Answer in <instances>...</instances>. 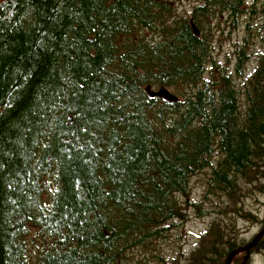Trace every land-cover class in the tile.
Returning <instances> with one entry per match:
<instances>
[{
    "label": "trees",
    "instance_id": "obj_1",
    "mask_svg": "<svg viewBox=\"0 0 264 264\" xmlns=\"http://www.w3.org/2000/svg\"><path fill=\"white\" fill-rule=\"evenodd\" d=\"M260 1L202 0L179 16L172 0H0V264H125L183 224L188 203L208 213L189 201L206 170L205 198H226L230 221L214 219L186 264H224L248 242L235 218L264 224L244 204L264 192V51L242 80L249 39L234 73L212 39L214 18L237 29ZM31 226L49 239L34 261Z\"/></svg>",
    "mask_w": 264,
    "mask_h": 264
},
{
    "label": "rangeland",
    "instance_id": "obj_2",
    "mask_svg": "<svg viewBox=\"0 0 264 264\" xmlns=\"http://www.w3.org/2000/svg\"><path fill=\"white\" fill-rule=\"evenodd\" d=\"M174 6L177 7V14L190 16L196 5L202 0H172ZM253 0H248L249 5ZM214 35L212 39L213 54L217 63L228 70V73H234V67L237 62V44H243L244 38L247 37L249 42L246 46V64L243 71L242 80L248 77L254 70L257 63V55L260 51H264V0L260 1L254 12L243 16L237 29L231 27V23L227 18H214ZM249 25V26H248ZM149 36L148 30L142 31ZM158 40V37L154 35ZM158 89L157 86H154ZM177 95L173 88H169ZM204 172L194 175L191 179L190 200L200 203L201 211H207L206 214H200L199 211L191 204L186 205L185 212L188 219L183 224L172 226L166 231V236L156 239L147 246H138L130 250L129 256L125 264H155L156 254L162 253L168 259L179 257L183 264H186L187 257L190 252L197 248L200 236L207 230L210 223L214 219L223 218L230 221V218L221 212L229 203L226 198H218L216 195L210 194L205 198L207 192L208 175ZM50 189H53L54 183L51 177L47 178ZM52 193L48 191L44 195L45 202H49ZM245 208L255 213L259 221L264 220V192H256L255 194L244 199ZM237 232L240 239L250 241L263 228L264 224L260 222L252 223L241 218H235ZM27 236V245L29 257L34 261L39 250L47 245L49 239L40 233L35 227L31 226ZM250 264H264V251L251 254Z\"/></svg>",
    "mask_w": 264,
    "mask_h": 264
},
{
    "label": "water",
    "instance_id": "obj_3",
    "mask_svg": "<svg viewBox=\"0 0 264 264\" xmlns=\"http://www.w3.org/2000/svg\"><path fill=\"white\" fill-rule=\"evenodd\" d=\"M192 28L194 30V33L199 36L200 30L197 27V25L192 24ZM145 90L151 97H159L169 102H178L179 96L173 93L168 87L166 86H160L158 89H155L151 84H148L145 87ZM264 236V226L263 228L253 237L252 240L248 241L246 244L240 245L236 247L235 249L231 250L225 260L224 264H231L234 257L242 252H246L245 255V261L249 259L251 256V250L258 244L260 239ZM241 264H245L242 262Z\"/></svg>",
    "mask_w": 264,
    "mask_h": 264
},
{
    "label": "flooded vegetation",
    "instance_id": "obj_4",
    "mask_svg": "<svg viewBox=\"0 0 264 264\" xmlns=\"http://www.w3.org/2000/svg\"><path fill=\"white\" fill-rule=\"evenodd\" d=\"M193 11H194V9H193ZM193 13V12H192Z\"/></svg>",
    "mask_w": 264,
    "mask_h": 264
}]
</instances>
